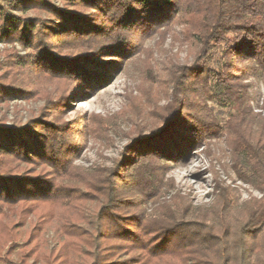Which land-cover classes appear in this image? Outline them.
Returning <instances> with one entry per match:
<instances>
[{"label": "trees", "instance_id": "trees-1", "mask_svg": "<svg viewBox=\"0 0 264 264\" xmlns=\"http://www.w3.org/2000/svg\"><path fill=\"white\" fill-rule=\"evenodd\" d=\"M178 22L195 60L172 70L159 127L135 137L111 168L75 167L69 97L30 90L22 77L92 91L110 69L104 57L125 59L141 46L133 38ZM0 42L27 51L0 64V106L45 100L25 125H0V264L20 240L23 261L42 264H264V98L256 112L246 82L264 84V0H0ZM211 103L229 110L224 123ZM213 139L225 140L234 173L261 197L242 203L240 217L229 187L201 218L165 204L148 217L145 204L175 189L170 164Z\"/></svg>", "mask_w": 264, "mask_h": 264}, {"label": "rangeland", "instance_id": "rangeland-1", "mask_svg": "<svg viewBox=\"0 0 264 264\" xmlns=\"http://www.w3.org/2000/svg\"><path fill=\"white\" fill-rule=\"evenodd\" d=\"M30 16L33 13L29 14ZM185 27L181 22L163 28L151 38L132 39L139 43L125 59L104 57L110 67L101 71L106 80L94 90L82 91L78 86L63 81H46L26 73L22 80L30 90L42 89L53 98L63 94L69 97V106L64 113V121L73 128L72 161L75 167L87 172L100 168H111L125 156L126 147L138 136H146L159 127V114L172 99L171 74L175 66L190 65L195 60L196 48L186 41ZM15 49L23 55L27 51L18 43L11 45L0 42V64ZM1 66V65H0ZM251 95L255 97L254 108L264 98V84L260 76H248ZM214 116L224 123L228 119L226 108L210 104ZM45 100L34 96L29 100H14L0 106V125L5 127L25 125L38 117ZM167 179H172L175 189L165 192L162 198L145 204L148 217L156 218L161 213L162 204L177 210L186 220L201 218L216 201L221 188L235 190L236 216L242 203L260 193L241 182L232 169L231 154L224 139H213L206 147L191 153L176 163H171ZM29 223L20 230L21 236L28 230ZM48 246L56 245L54 233L45 235ZM16 249L7 264H42L34 257L24 260L25 253Z\"/></svg>", "mask_w": 264, "mask_h": 264}]
</instances>
